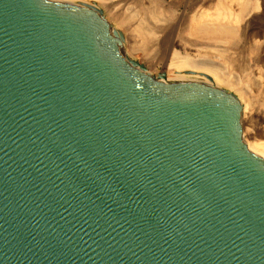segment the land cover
Masks as SVG:
<instances>
[{
  "label": "water",
  "instance_id": "obj_1",
  "mask_svg": "<svg viewBox=\"0 0 264 264\" xmlns=\"http://www.w3.org/2000/svg\"><path fill=\"white\" fill-rule=\"evenodd\" d=\"M123 42L90 5L0 0V264H264L241 100Z\"/></svg>",
  "mask_w": 264,
  "mask_h": 264
},
{
  "label": "rangeland",
  "instance_id": "obj_2",
  "mask_svg": "<svg viewBox=\"0 0 264 264\" xmlns=\"http://www.w3.org/2000/svg\"><path fill=\"white\" fill-rule=\"evenodd\" d=\"M63 1L87 4L100 10L106 21L122 32L124 52L155 77L168 81H202L234 92L241 102L245 101L240 116L244 141L247 143L256 139L264 142V47L261 48L264 38V0ZM241 3L245 6L242 12L238 9ZM223 10L229 11L230 19L220 17L214 19L215 23L235 28L236 36L230 43L218 44L223 46L222 52L218 50L220 46L217 44L209 46L207 44L210 41L189 34V27L193 16L210 14L213 17L222 14ZM193 59L195 63L211 61L220 68L219 72L223 76H229L230 80L238 79L239 84L229 87L217 81L211 71L200 66L194 69L185 67L184 62H194ZM253 74L255 79L252 78ZM237 88L241 90L238 92ZM256 131L262 134L256 137Z\"/></svg>",
  "mask_w": 264,
  "mask_h": 264
},
{
  "label": "bare ground",
  "instance_id": "obj_3",
  "mask_svg": "<svg viewBox=\"0 0 264 264\" xmlns=\"http://www.w3.org/2000/svg\"><path fill=\"white\" fill-rule=\"evenodd\" d=\"M111 1V0H110ZM110 3V2H109ZM223 5H221L222 7ZM244 3H241L240 4V7L238 8L240 12L244 11ZM220 9V8H219ZM227 9V8H226ZM219 11V10H218ZM217 11V12H218ZM215 15V14H214ZM223 18L225 20H229L230 19V13L229 11H226V10H223L222 14H217L216 16H213L210 15V14H202L200 15V17H198L197 15L196 16H193L192 17V23L190 24V27H189V34L199 38V39H202L203 41L206 40L207 42L210 41V44H207L209 46H213V43L217 44L216 46H220V48L218 50L222 51L224 49H222L221 45H225L227 43H230L231 40H233L236 36V30L235 28L233 27H230V26H225V25H216L217 23H215V20L218 19V18ZM157 18V17H156ZM215 19V20H214ZM162 20V19H161ZM202 20V22H201ZM204 20V21H203ZM159 21V20H158ZM138 22H140L138 20ZM137 22V23H138ZM153 23V22H152ZM157 23V21H156ZM141 24H139L140 26ZM156 25V24H155ZM137 26V28L139 27ZM159 26V25H158ZM142 27V26H141ZM153 26H151L152 28ZM150 28V29H151ZM154 28V27H153ZM139 29V32H141L140 28ZM144 33V30H142ZM150 30H148L147 32H149ZM156 31V30H155ZM150 34V32H149ZM152 34V33H151ZM153 35V34H152ZM192 40V39H191ZM176 42V41H175ZM195 44V43H194ZM218 44H221V45H218ZM206 45V46H207ZM264 47V38L262 39V43H261V48ZM259 50V49H258ZM220 54V53H219ZM189 55H191V53H189ZM179 58V57H177ZM181 59H183V57L181 56L180 57ZM186 59V58H185ZM192 60V59H191ZM189 61V60H186L184 63L186 64L185 67H188V68H191V69H194L196 67H202L203 69L207 70V71H211L215 74V77L218 79L217 81H220L222 83H224V85H227L229 87H231L232 84H234L235 86L237 84H239L240 80L237 81L238 79H234V80H230L229 76H226L228 78H226L225 76H223V74H221L219 72V67H217L214 63H212L211 61L209 62H196L195 63V60L194 62L193 61ZM181 61V60H180ZM208 61V60H206ZM257 62V61H256ZM183 63V62H182ZM174 64V63H172ZM257 66V65H256ZM259 66V65H258ZM172 67V66H171ZM228 73V72H227ZM256 73V72H255ZM230 74V73H229ZM235 78H237L236 76H233ZM254 77V74H253V77ZM252 80V79H251ZM253 83V81H252ZM255 83V82H254ZM256 88V87H255ZM241 89L244 90V88L241 87ZM240 88L236 89L238 90H241ZM263 90V89H262ZM247 91V90H246ZM245 92V90H244ZM244 100L242 101V109L244 107ZM244 112V111H243ZM260 119L262 118L261 116L259 117ZM244 120V119H243ZM241 123V122H240ZM243 124V123H242ZM245 129V128H244ZM246 132V131H245ZM249 133V132H247ZM250 134V133H249ZM262 133H258L257 131L254 133V135L259 136L261 135ZM251 136V135H250ZM262 137V136H260ZM260 139V138H259ZM247 141V140H246ZM248 149H250L251 151H253L254 153L260 155L262 158H264V142H261V141H258L256 139L254 140H251L249 142L246 143Z\"/></svg>",
  "mask_w": 264,
  "mask_h": 264
}]
</instances>
